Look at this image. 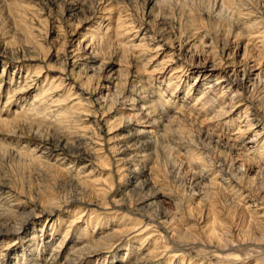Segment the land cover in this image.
Listing matches in <instances>:
<instances>
[{"label": "bare ground", "instance_id": "1", "mask_svg": "<svg viewBox=\"0 0 264 264\" xmlns=\"http://www.w3.org/2000/svg\"><path fill=\"white\" fill-rule=\"evenodd\" d=\"M145 1L155 18L169 0ZM208 17L215 26L161 38L144 15L108 3L54 54L44 51L45 67L25 71L36 89L25 82L23 95L76 144L22 124L26 100L1 120L6 138L27 144L14 154L45 183L27 194L0 184V264H264V0H214ZM124 130L151 156L120 151ZM171 150L183 156L177 173L206 191L192 192L194 206L159 174L156 160ZM83 156L98 178L64 164ZM148 161L144 191L148 181L137 180Z\"/></svg>", "mask_w": 264, "mask_h": 264}, {"label": "rangeland", "instance_id": "2", "mask_svg": "<svg viewBox=\"0 0 264 264\" xmlns=\"http://www.w3.org/2000/svg\"><path fill=\"white\" fill-rule=\"evenodd\" d=\"M146 2L147 1L145 0H98V1L97 0H0V122L2 119L4 120V118L5 119L8 118L7 121H13L14 119L12 120L10 119L16 117H11L13 116V113L11 111L19 103L21 104L23 102L25 103L26 100L25 103L26 105L24 104V108L19 110L17 116L18 117L20 116L22 124L25 123L26 126L35 125V128L36 127L39 128V130L37 131L34 130L33 132L34 134L36 133L38 135V133L41 132L44 137L49 136L48 138H54V137L56 138L57 136H63V138L66 141L68 139L71 140L73 138V135L69 133V130L67 128L66 130L63 128H62L63 130L53 129V127H51L49 124L51 118L45 116L47 111L43 112L42 107H41L42 111L40 112L37 111L39 110V108H37L39 106L35 105L33 107L32 105H34V102H31V100L29 101L27 100V98L25 97L27 91L24 90V88H26L24 86L25 85L24 83L26 82L27 86H29L30 83H34V84H30V88L28 89L30 90L29 92H32V94L35 92L34 90L36 89L35 88L36 84L33 81L31 82V80H34L33 78H35V76L33 74H28L32 78L30 80L29 76L25 74V71L26 70L32 71L34 68L36 67L39 68L40 66L45 67L46 65L42 62L44 51L45 54L47 52L54 54L58 48H61L60 46L63 41L64 42L69 41L70 39L69 36L71 35V33L83 32L82 22L90 20L96 12H98L102 7H104L108 3H111L114 6L116 5L121 9L129 10L133 14V17L135 18H139L141 15H144V18H146L147 21H149V25H151V28L154 31L157 32L159 31L158 33L160 34V36L162 35L161 38H165L168 36L172 37L175 35L177 36L183 32L188 34V31L193 29L195 26L197 27L199 24H205L207 28H210L212 25L215 26L213 20H211V18L208 17L209 11L213 6L214 0H169L167 4L164 6V9L160 10V12L158 13L159 16L157 15L155 18H153L154 12L148 11ZM74 7L76 9H74ZM195 20L198 21L195 22ZM92 23L90 22V24H87V27L88 26L93 27ZM206 27L204 28L207 29ZM31 28H32V32L28 33L29 29ZM56 33L58 34L57 37L55 36ZM40 50L43 51L40 52ZM26 65L28 66L26 67ZM20 67L23 68L21 70L17 69ZM22 80L23 81L26 80V81L23 82ZM19 87L22 89H20ZM26 96L28 97L29 95ZM46 118H48V120ZM15 120H20V119H15ZM44 120H47L48 122ZM30 122H32L33 124H30ZM1 129H0V182L2 183L0 184L5 183L7 186H10L13 184L15 185L16 183L17 184L16 186L19 188L21 187V189L26 191V194L27 191L31 193H35L36 189L38 190V188L41 187L45 182L39 180L40 177H36L32 173V171L29 168H27L28 166L26 167L24 162L19 160L20 157L14 154L16 147L18 149L22 148L21 150L22 153L26 151L25 148L18 147L20 143H22L23 146L24 145L26 146L27 145L25 144L26 142L15 138L12 139L6 138L3 135ZM52 129L53 131L54 130L55 131L53 132ZM61 131L63 135L61 134ZM28 132L29 131H24L25 134L26 133L28 134ZM106 133L107 132L104 129L99 131V135L101 136V137L99 136V139L102 138L101 141L103 143L102 146L104 147V149L105 147L106 149L107 147H109V143L106 142V137H108ZM122 135H125V140H123L118 146L121 147L120 151H124V154L133 155L135 152L140 150L142 151L144 150V152L142 153L144 157H147L151 154V150L147 148L145 141L140 137L134 136L133 131L128 133L127 130H124L122 132ZM190 135H191L190 139L194 142V144L195 145L199 144L197 141V138L199 136L198 133L190 132ZM181 136L182 137L184 136L183 140L187 141V139L185 138L186 135L183 134ZM70 140H68V142L72 141L71 142L72 145H74V143L76 144V138H74L71 141ZM127 146L131 148L129 149ZM172 151L173 150H171L169 153L170 157L161 156L160 158L158 157V159L156 160L158 163V169L161 168L159 170V174H161L162 176L161 178L166 184V187L170 189L178 188L177 190L178 191L180 190L179 192L184 207H186V205L188 206V204L194 206L195 205L194 203L197 200H195V198L192 197L193 193L197 192L200 193V195H203L206 194V191L203 189H199V187L195 186L194 184L195 182L190 174L180 173L181 174L180 175L179 173H177V171L180 168V161H183L182 159L183 156L180 155L179 157L177 151L175 153L174 151L173 152ZM75 152L76 151H74V153ZM107 154H109L108 151ZM122 156L125 155L112 157L113 160H111L112 162H110L111 168H108L110 169V171L113 170L112 175H114V171L116 168V164L114 163L115 160H117L118 158H122ZM93 162L94 161H92L91 159L87 158L86 156H83L75 164L69 163L68 161L64 162V164L66 167L70 165L72 167L71 170L73 173H76L77 171L79 172L85 171V174H87L89 171H93L92 172L93 175L90 176L89 179H93V178L96 179L98 178L96 177V175L99 174V172H97L99 166L93 165ZM152 162L153 160H151V163ZM147 163L146 164L142 163L140 165L141 167L139 168L141 169L142 172L137 180L138 182L143 181L144 183L148 181L147 183L144 184V188H145L144 191L148 190L149 188V186H147V184L149 183V177L147 174H148V168L150 166V162L148 161ZM174 165L176 167L175 170L173 168ZM83 166L86 168L82 170L81 167ZM39 181L41 183H39ZM125 182L118 185L117 187L118 188L120 187V189L126 188ZM134 187H135L134 181L132 180L129 182L126 190L130 191L134 189ZM69 189L70 188L67 186H65V188H62L63 192L65 193H69ZM163 202L164 201L159 203L158 206L160 208H166L168 210L173 209L172 205L170 204L167 205L165 202L164 203ZM197 209L200 210L201 209L200 206H197L196 210ZM28 231H31V228Z\"/></svg>", "mask_w": 264, "mask_h": 264}]
</instances>
